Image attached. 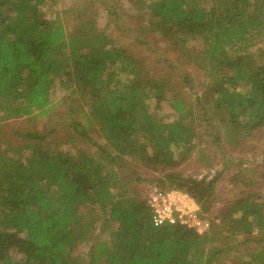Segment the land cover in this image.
Returning <instances> with one entry per match:
<instances>
[{"label": "trees", "instance_id": "obj_1", "mask_svg": "<svg viewBox=\"0 0 264 264\" xmlns=\"http://www.w3.org/2000/svg\"><path fill=\"white\" fill-rule=\"evenodd\" d=\"M43 1L0 0V123L46 112L60 79L65 88L81 90L83 99H93L83 117L89 124L90 115L97 122L106 148L97 157L50 151L41 146L44 137L34 135L35 143L25 147L31 152L26 162L1 158L0 264H213L224 249L208 251L209 230L199 234L183 226L156 227L146 200L132 198L127 186L113 192L120 174L115 158L131 155L152 167L171 169L178 164L173 145L191 144L192 150L197 131L186 121L192 120L195 106L174 98L178 119H156L141 98L150 88L161 101L168 83L139 75L137 58L115 46L93 18L79 13V23L68 33L61 17L48 20L40 11ZM203 2L151 0L148 22L164 32L163 39L176 51H183L188 40L204 43L203 51H189L211 65L209 90L217 94L215 108L223 110L224 139L237 140L264 126V54L257 64L250 51L264 42V0H212L210 9ZM118 70L134 74L127 85L112 86ZM241 81L249 85L245 92L234 89ZM165 179L168 188L186 191L208 213L216 180L175 172H167ZM256 204L251 209L233 204L227 210L235 231L245 229L250 235L263 227L264 214ZM96 207L106 214L110 239L79 254L77 249L94 236ZM239 211L237 219L230 218ZM253 240L263 244L264 236ZM260 246L248 261L235 264H264Z\"/></svg>", "mask_w": 264, "mask_h": 264}, {"label": "rangeland", "instance_id": "obj_2", "mask_svg": "<svg viewBox=\"0 0 264 264\" xmlns=\"http://www.w3.org/2000/svg\"><path fill=\"white\" fill-rule=\"evenodd\" d=\"M150 2L151 0H44L39 4V9L48 20L55 21L61 17L68 33L79 23L76 20L79 13L83 14V19L93 18L96 27L105 31L115 46L125 48L130 56L137 58L141 63L139 75L157 80L161 85L168 83L161 101L150 88L145 90L147 96L141 98L143 107L156 119L164 123L178 119V113L172 107L174 98L195 106L191 112L192 120L189 118L186 121L197 131L192 150H188L191 144L181 148L173 145L172 150L178 164L171 169L152 167L131 155H124L122 159L115 158L120 174L114 189L112 188L113 192L116 193L118 187L127 186L132 198L143 201L148 189L169 187L165 179L167 172L196 180H216L208 204L209 211L206 213L210 217L211 228L207 232L209 239L205 244L209 252L210 249L217 248H223L224 251L212 263L235 264L240 260L248 261L250 255L256 254L262 249L260 245H264L253 240L254 237L264 236V224L262 228L254 229L252 234L247 235L244 233L249 231L245 229L235 231L236 224L231 225L225 214L233 204L238 209H251L250 204L253 202L258 203L256 205L264 214V126L251 130L249 135L245 133V136L238 137L237 140L224 139L223 110L215 108L217 94L210 95L209 90L207 71L211 65L205 60L200 61V54L190 53L192 49L203 51L204 43L197 38L186 42L184 47L191 49L183 48L182 51L181 47L176 51L170 48L169 40L162 37L164 32L152 28L148 22L150 12L147 5ZM203 6L210 9L212 0H204ZM250 51L253 53L252 62L260 64L263 57L259 58V54H264V42H259ZM133 77L134 74L129 71H119L112 86H125ZM234 89L245 92L249 85L246 81H241ZM81 92L79 89L75 90L74 86L70 90L65 88L61 80L57 79L51 92V104L46 112L1 122L0 160L3 157H14L26 162L31 152L25 147L27 143H35L36 137H44L41 141L43 149L99 156L100 149L106 148V141L91 115L90 124L83 117L90 113L93 99H83ZM199 97L203 101L198 105ZM204 99L208 102H204ZM95 209L94 236L89 243L77 249L79 254L87 252L88 245H93L98 240L110 239V224L106 222V214L98 207ZM239 215L240 211L230 218L235 220Z\"/></svg>", "mask_w": 264, "mask_h": 264}, {"label": "built area", "instance_id": "obj_3", "mask_svg": "<svg viewBox=\"0 0 264 264\" xmlns=\"http://www.w3.org/2000/svg\"><path fill=\"white\" fill-rule=\"evenodd\" d=\"M154 226H183L201 234L211 227L210 217L186 191L179 188H150L145 197Z\"/></svg>", "mask_w": 264, "mask_h": 264}]
</instances>
